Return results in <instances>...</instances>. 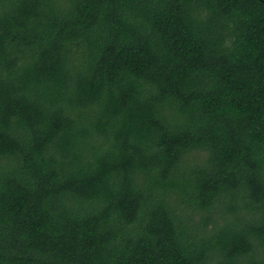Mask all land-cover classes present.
<instances>
[{
  "label": "trees",
  "instance_id": "trees-1",
  "mask_svg": "<svg viewBox=\"0 0 264 264\" xmlns=\"http://www.w3.org/2000/svg\"><path fill=\"white\" fill-rule=\"evenodd\" d=\"M0 264H264V0H0Z\"/></svg>",
  "mask_w": 264,
  "mask_h": 264
},
{
  "label": "rangeland",
  "instance_id": "rangeland-1",
  "mask_svg": "<svg viewBox=\"0 0 264 264\" xmlns=\"http://www.w3.org/2000/svg\"><path fill=\"white\" fill-rule=\"evenodd\" d=\"M202 155H204V153L200 152V153H199V157H201Z\"/></svg>",
  "mask_w": 264,
  "mask_h": 264
}]
</instances>
